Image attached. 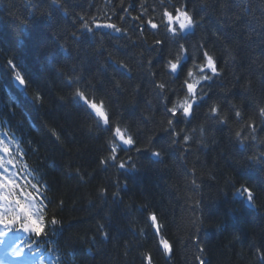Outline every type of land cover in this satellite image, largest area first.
I'll return each mask as SVG.
<instances>
[{
    "label": "trees",
    "instance_id": "16d2710c",
    "mask_svg": "<svg viewBox=\"0 0 264 264\" xmlns=\"http://www.w3.org/2000/svg\"><path fill=\"white\" fill-rule=\"evenodd\" d=\"M57 2L58 8L52 0H0V133L15 137L13 156L46 197L48 218L61 221L40 237L47 238L44 256L53 257L54 264H147L146 254L152 264H200L197 256L206 264H258L256 249L264 251V161L249 157L264 154V125L256 115L264 106L262 0ZM181 5L197 26L179 43L190 57L201 58L203 44L222 74L204 84L206 99L190 119L178 115L169 128L166 107L184 95L193 60L177 78L169 76L165 65L178 44L164 28L153 30L146 21L159 24L164 7L174 11ZM85 21L93 28L113 23L122 32L94 28L88 33L82 30ZM157 39L164 43L154 46ZM15 72L26 81L22 91L13 84ZM69 76L77 82L69 84ZM158 82L166 84L163 96ZM77 88L89 103H103L108 126L75 96ZM213 104L227 124L209 118ZM231 105L243 119L234 117ZM249 118L256 120V140L242 146L234 133ZM117 125L135 143L123 146L115 161L101 164L110 156ZM185 135L193 136L187 144ZM201 139L203 144L197 142ZM153 151L160 157H152ZM241 186L252 190L254 207L234 195ZM101 187L107 189L104 197ZM152 212L160 235L172 245L170 256L148 219ZM98 223L105 225L107 240Z\"/></svg>",
    "mask_w": 264,
    "mask_h": 264
},
{
    "label": "snow or ice",
    "instance_id": "6c2138e0",
    "mask_svg": "<svg viewBox=\"0 0 264 264\" xmlns=\"http://www.w3.org/2000/svg\"><path fill=\"white\" fill-rule=\"evenodd\" d=\"M52 3L55 7H60L57 0H52ZM264 3V0H262ZM164 4V0H161V5ZM127 11V9H125ZM83 19V17H81ZM133 19H140V17H133ZM147 25L153 30H159L164 28L165 35L168 39L171 40L173 44H178V51L174 56L171 55L166 62V70L169 76L174 79L177 78V73L182 69L183 65L187 62L189 58L193 60L191 66L188 67L185 79L183 81L182 89H186L182 97H178L175 101L172 102L171 107H166V112L170 114L167 124L169 128H172L175 119L178 115H182L186 120L190 119L193 114V110L201 102L206 99V95L203 93V86L205 83L211 82L219 77L222 73L217 65V60L214 55L210 54L207 49L204 48V45L201 44L199 49L202 50L201 56L190 57L188 49L185 47V44L179 43L181 40H186L187 35L194 32L197 22L190 12L187 10L186 5H181L180 7H174V11H169L167 7H164L161 14L160 23L154 22L153 18H149L146 21ZM95 29L107 28L112 29L116 33H121L122 29L117 27L113 23H95ZM94 28L90 27L88 22L85 21L82 25V30L88 33L94 32ZM164 41L157 39L154 41V46H160ZM9 65L14 70L15 65L13 61L9 60ZM117 66L123 68L126 72H131V69L122 61H117ZM153 75H155L153 73ZM14 79L22 87L26 86V81L20 72H15ZM78 78L69 76V84L77 82ZM119 87V84H117ZM155 87L160 90L161 96L166 89V84L163 82H158L155 84ZM75 96L81 98L86 103L87 97L85 94L77 88L75 91ZM37 101L41 100L39 94L35 97ZM89 106L95 110V114L98 120H102L105 126L109 125V117L106 111L103 109V103L98 106L95 102H90ZM234 111V117L237 120L243 119L242 111L237 108L235 105H231ZM256 115L260 118L261 125H264V106H261L257 109ZM210 119L217 121L220 125L227 124V116L221 115L220 106L213 104L208 112ZM245 130L248 131V135H244ZM257 130V124L255 118H249L245 124L241 125V128L235 131L234 135L237 141L243 146L246 141L251 139L252 141L256 140L255 132ZM195 133V129L192 130ZM203 128L200 129L201 136H203ZM178 135L179 133H174ZM53 135H56L53 132ZM57 139L59 137L57 136ZM193 136L185 135L184 142L187 144L188 141L192 140ZM15 140V137H12V140H8L6 134H0V246L4 247V252L0 256V264H8L10 258L15 260L19 259L23 261V264H37V256L39 255V249L35 253L32 252V245H27V251L25 248L18 247L16 241L19 240V236H14V233L24 232L29 234H34L36 237H41L42 235H47L46 229L51 227L53 231L56 230V226L61 224V221L58 220L54 215L51 218L47 216V205L44 204L46 197L41 192L40 187L37 184H31V189L33 191H26L30 182H26L25 186H21L16 180L17 173L13 172L12 169L15 168V157L11 159H6V155H11L12 141ZM7 141V142H5ZM198 143L203 144V140L197 141ZM133 138L128 135L127 129H122L119 125L115 126L112 130V137L109 142L110 146V156L107 159H102L101 164H107L108 160L115 161L117 153L119 150L123 149V146H133ZM176 143V141H173ZM18 147V145H17ZM140 151V149H137ZM20 155H23L21 152ZM161 153L159 151H153L151 156L154 158H159ZM249 160L252 162L264 161V154H261L259 157L253 156L249 157ZM11 165V168H9ZM119 168L124 169L125 164L121 162ZM77 175H79V170L77 169ZM194 171V170H193ZM81 179L83 177L81 176ZM195 184V180L192 181ZM46 190V185L43 186ZM99 194L104 197L107 195V189L101 187L99 189ZM119 193H113L114 197H118ZM235 196L242 199L248 207H254V194L252 190L248 187L241 186L234 193ZM51 201H49L50 203ZM63 201H61V205ZM148 219L151 221V224L154 227L157 235H160V225L158 223L157 215L152 212L149 213ZM100 236L103 240L109 238V233L105 231V225H97ZM196 242H199V238H194ZM159 244L162 246L163 251L166 255L170 256L172 252V245L168 239L160 235ZM51 251V250H50ZM200 251L203 252V248H200ZM256 255L258 264H264V251L260 248L256 249ZM200 261V264H206V261L203 260L200 256L196 257ZM48 261V264H54L53 257L42 256L39 257V264H45V261ZM145 260L147 264H152L150 254L145 255ZM58 264V260L56 261Z\"/></svg>",
    "mask_w": 264,
    "mask_h": 264
},
{
    "label": "water",
    "instance_id": "95a60500",
    "mask_svg": "<svg viewBox=\"0 0 264 264\" xmlns=\"http://www.w3.org/2000/svg\"><path fill=\"white\" fill-rule=\"evenodd\" d=\"M15 84L17 85L18 88H22V86H20L16 80H15Z\"/></svg>",
    "mask_w": 264,
    "mask_h": 264
},
{
    "label": "bare ground",
    "instance_id": "6f19581e",
    "mask_svg": "<svg viewBox=\"0 0 264 264\" xmlns=\"http://www.w3.org/2000/svg\"><path fill=\"white\" fill-rule=\"evenodd\" d=\"M101 121V120H100ZM100 123H102L103 124V122H100ZM104 125V124H103Z\"/></svg>",
    "mask_w": 264,
    "mask_h": 264
}]
</instances>
